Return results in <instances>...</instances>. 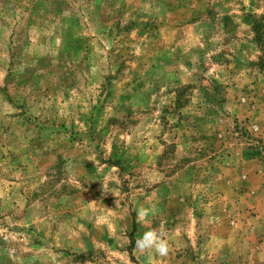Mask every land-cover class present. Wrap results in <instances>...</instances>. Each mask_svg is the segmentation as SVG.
Instances as JSON below:
<instances>
[{"label":"rangeland","instance_id":"rangeland-1","mask_svg":"<svg viewBox=\"0 0 264 264\" xmlns=\"http://www.w3.org/2000/svg\"><path fill=\"white\" fill-rule=\"evenodd\" d=\"M0 264H264V0H0Z\"/></svg>","mask_w":264,"mask_h":264},{"label":"clouds","instance_id":"clouds-1","mask_svg":"<svg viewBox=\"0 0 264 264\" xmlns=\"http://www.w3.org/2000/svg\"><path fill=\"white\" fill-rule=\"evenodd\" d=\"M146 213L140 212V220L143 221ZM145 231H143L135 240V247L141 252H154L160 257H166L170 252V245L168 239L165 237L163 229H156L144 224Z\"/></svg>","mask_w":264,"mask_h":264}]
</instances>
